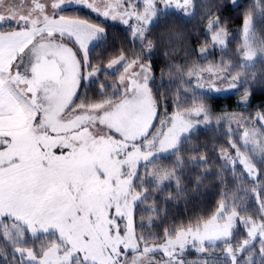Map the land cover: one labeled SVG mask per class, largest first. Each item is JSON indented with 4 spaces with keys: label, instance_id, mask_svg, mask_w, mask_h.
I'll list each match as a JSON object with an SVG mask.
<instances>
[{
    "label": "snow or ice",
    "instance_id": "6c2138e0",
    "mask_svg": "<svg viewBox=\"0 0 264 264\" xmlns=\"http://www.w3.org/2000/svg\"><path fill=\"white\" fill-rule=\"evenodd\" d=\"M159 2L185 10L191 6V0ZM257 2L264 6V0ZM77 4L124 24L134 19L132 35L143 44L141 51L153 47L145 32L157 18V0H142V10L137 0H27V5L20 0L7 7L0 0V240L12 249L6 253L0 246V264H186L182 256L189 248L206 254L217 247L231 264H241L246 251L243 264H255L256 244L264 261V187H259L264 133L256 127L243 132L242 147L230 145L234 156H224L233 169L242 166L252 187L225 195L208 217L165 230L163 244L136 234L137 202L151 199L149 188L159 190L165 181L179 185L175 169L184 164L182 138L209 123L211 115L194 103L180 106L171 117H157L149 67L139 55L129 58L123 51L106 65L120 73L119 81L100 84V95L88 99L85 81L100 74L89 61L88 46L105 32L65 14ZM259 14L264 16V7ZM253 19L246 14L243 23L241 55L248 61L258 52L264 59V41L255 39ZM209 30L213 43L224 47L227 32L218 17ZM224 67L195 71L220 78L217 70ZM257 121L264 127V114ZM165 153L177 157L171 170L156 167ZM248 192L256 194V217L241 207ZM238 225L246 229L245 238L234 241ZM161 252L166 261L158 259ZM215 260L202 256V264Z\"/></svg>",
    "mask_w": 264,
    "mask_h": 264
},
{
    "label": "trees",
    "instance_id": "16d2710c",
    "mask_svg": "<svg viewBox=\"0 0 264 264\" xmlns=\"http://www.w3.org/2000/svg\"><path fill=\"white\" fill-rule=\"evenodd\" d=\"M193 7L194 13L191 16H185L179 12H159L157 18L148 26L145 35V38L152 42V50L143 52L141 51L143 44L133 39L132 30L126 25L103 20L81 6H73L69 9L65 14L86 19L102 27L105 32V36L89 48V61L93 67L101 68V74L98 79L89 83L85 82L87 86L84 89V95L90 100L96 99L101 93L100 84L107 87L109 84L118 82L120 73L109 72L106 65L110 59L118 57L123 51L129 58L139 55L140 61L150 64L155 76L152 89L160 111L166 106L167 112L174 114L181 110L180 106L188 108L194 103H202L206 108H210L212 113L241 112L249 118H257L258 114H264V59L261 55L251 61L247 85L242 92L249 96L247 107L238 106L240 97L235 96L233 92L215 94L223 90H219L222 88V86L220 88V81L223 80L219 72L220 78L213 75L215 78L213 84L203 85L208 88L217 83L219 87L218 89L213 87L215 92L212 94H204L201 88L196 90L189 84L190 77L199 81L197 77L202 75L201 72L194 71L195 68L207 63H213L215 66L231 63L244 65L245 60L241 53L244 50L242 45L245 15L249 13L253 15L255 39L264 41V16L259 14L261 7L264 6L258 4L257 0H240L236 5L233 0H194ZM217 17L229 34V43L225 49H212L206 57L202 58L200 49L209 47L211 44L206 27L212 19ZM189 72L193 74L189 75ZM160 79L162 82L158 84ZM227 83L225 85L231 82ZM192 97H196L195 101ZM232 143L237 144L235 136L222 125L198 129L184 136L179 158L195 157L201 160L203 157L201 163L204 167L198 165L193 168L194 170L184 171L180 175L179 185L167 183L159 190L149 188L151 199L145 203L138 202L135 207L136 218L143 221V223L138 221L136 223L137 234H143L154 243L163 242L165 230L171 232L174 226L186 224L196 217L210 216L216 211L225 193L237 189L239 184L252 186L243 173L242 166L237 164L233 169L224 158L225 155L230 156L235 153L230 147ZM174 158L177 157L168 154L163 162L167 161L169 164ZM148 205L151 209H147ZM247 205L244 208L249 209L250 214L256 217L255 197L249 195ZM245 233L246 229L243 225H238L233 240H243ZM4 244L5 242L0 240V246ZM237 246L233 244V247ZM215 252L219 257V264L230 262L224 250L219 247L206 254L190 249L183 254L182 258L195 260L204 255L213 257Z\"/></svg>",
    "mask_w": 264,
    "mask_h": 264
},
{
    "label": "rangeland",
    "instance_id": "374dc122",
    "mask_svg": "<svg viewBox=\"0 0 264 264\" xmlns=\"http://www.w3.org/2000/svg\"><path fill=\"white\" fill-rule=\"evenodd\" d=\"M239 1L240 0H235L234 1V4L236 5ZM19 2H20V0H4V6L7 7V6H10V5H13L14 3H17L18 4ZM46 2H49L50 3L51 0H46ZM88 2L89 3H93L94 2L95 4H102L103 3V0H88ZM193 2H194V0H191V6L187 10H185L183 8H177V7H175V4H173L170 7H165L164 4L160 3L159 0H157V8L159 9L158 13L159 12H164V11H169V12H179V13L185 15V16H191L194 13ZM137 3L141 7V10H142V0H137ZM25 5H27V0H25ZM74 6H81V7L87 8L88 10L92 11L89 7H87L86 4H77V5H74ZM0 10H2V9H0ZM92 12L95 15H97L98 17L102 18L103 20L112 21L114 23H119V24L126 25L129 29H132V28H134L136 26L134 19L133 20H130L128 24H124L119 18L113 20L111 18H105V17H103L98 12H94V11H92ZM215 19L216 18H214L212 20H215ZM206 30H207V33L210 35V39H211L212 32L209 30V24L207 25ZM226 32H227V30H226ZM145 35H146V32H145ZM229 39H230L229 38V34L227 32L226 44H225L224 47H221L219 45L214 44L213 41H212V39H211V44H210L209 47H202L200 49L201 57L202 58L203 57H206L208 55V53L212 49H217V50H223V49H225L227 47L228 43H229ZM100 40L101 39L96 40V41H93L91 44H89L88 47L90 48L94 44L98 43ZM260 55L261 54L258 52L257 53V56L255 58L259 57ZM243 59L245 61H244V65H242V66L235 65V64H232L231 63V64L224 65L225 67H224V70L223 71H219V69L217 70L221 74L220 76H223V80L220 81L221 82L220 88H221V86H222V88L219 89V90H222L223 89L222 90L223 93L222 92H218V91L216 93L215 91H213V87H215V89H218L219 86L217 85V83H216L215 86H210L208 88L205 87V86H203V85H211L215 81V78H214L215 75L214 76L213 75H210L206 70L205 71H200L202 75L199 76V81L196 78H194V77L193 78L190 77L189 78V81H190L189 84L193 88H195L196 90L198 88H201V90H203V93L204 94H212V92L213 93L215 92V94H224V92H225V94H226V91H228L229 93H232L233 92L235 94V96H237L238 98L240 97L238 99V106L247 107L248 106V102H249V96L246 95L245 92L242 94V92L245 91V88H246V85H247V81H248V74L251 71V69H250L251 61H253L254 59L248 61V60L245 59L244 56H243ZM140 63L146 64L149 67V74H150L149 86L151 88V92H152V95L154 97L152 85L155 82V76L153 74V71L151 69V66H150V64H148L146 62H143V61H140ZM210 65H213V63H207L204 66L198 67V68H200V69H207L208 66H210ZM116 67H119V65H117ZM198 68L196 67L195 69H198ZM99 69H100V74H101V68H99ZM106 69L109 72L116 71L115 68L108 69L106 67ZM136 70L137 71L139 70L138 65L136 67ZM100 74L97 77L93 78V80L98 79L99 76H100ZM233 76H236L237 78L235 80H232V77ZM222 81L231 82L232 84L229 83V85H225L227 82L225 83V82H222ZM85 82L86 83H89V81H85ZM161 82H162V79H160L158 81V84L161 83ZM199 82L201 83V85H200ZM225 86H227V87H225ZM224 87H225V89H224ZM207 110L209 111V113L211 115L210 122L207 123V124H204V123L198 124L196 126V128H194L190 133L185 134V136L190 135L191 133L195 132L198 129L206 128V127L213 126V125H222L228 131H231L233 133V135L235 136L236 143H237L236 145L238 147H242V144H243L242 135H243V132L246 129L250 131L253 127H256V129H257L258 132L264 133V127H261L260 126V124L257 121V118H249L247 115H245V114H243L241 112L212 113L210 108H207ZM165 115H167L168 117H171L173 114H170L169 112H167L166 106H165V109H163L162 111H160L159 108H158V105H157V117L162 118ZM229 116L239 117L240 118V121L233 120V121L229 122V121H227L225 119L226 117H229ZM217 118H219V119H217ZM153 123H154V126L155 127H158L159 126L158 121H154ZM250 147H251V145H250ZM234 152H235V150H234ZM168 154H170V153H165L163 155L165 157ZM230 156H234V153L233 154H230ZM180 159H183L184 160V164L181 167H176V169H175L176 170V174L179 177V179H180V175L184 171L194 170L193 168L197 167L198 165L201 166V167H204L203 164L201 163V160L200 159L195 158V160H193L192 157L180 158ZM176 160H177V158H174L168 164L167 161L166 162H163V159H161V161L159 160L160 162L156 164V167H163V168H165L167 170H171V169H173L175 167ZM148 179H150V177ZM167 183H177V182H176L175 179L168 180V181H165L163 185H166ZM163 185H161V186H163ZM250 187H252V186H250V185H244V184L240 186V184H239V187L237 189L233 190L232 192L225 193L224 196L225 195L233 196L235 193L239 192L241 188L248 189ZM259 187H264V183H262L261 185H259ZM246 195H248V196H245L244 200L242 201L243 203L240 202L241 203V207L248 206L247 204H248L249 195H250V197H253V198L256 196V194L253 193V192H248ZM147 209H151V206L148 205L147 206ZM137 221L139 223L140 222L143 223V221L141 219L138 220L136 218L135 209H134V227L135 228H136ZM122 227H123V225H122ZM136 234H137V232H136ZM137 235H142L143 237H145L146 239H148L143 234H139L138 233ZM1 241H3V240H1ZM163 242H159V243H155V244H158L159 245V244H163ZM29 243L32 244V241L29 240ZM149 243H154V242L149 241ZM4 245H3V248L5 249L4 251L6 253H10L12 251L11 247L10 246H7V245L4 246ZM259 247H260L259 244L254 245V249L251 252V255H252V258H253L255 264L264 263V261H262L260 255H259ZM190 249L191 250H195V249H192V248H189L188 250H190ZM188 250H186L185 252H187ZM249 254L250 253H248L246 251L244 254L241 255V264H243V262L247 260ZM214 256L216 258L214 264H219L220 260H218L219 257L217 256L216 252H215ZM157 257H158V259H160L162 261H166L168 259L167 256H165L162 252L161 253H157ZM182 259L186 262V264H202V258L195 259V260L186 259V258H182ZM221 264H231V261L229 263L223 262Z\"/></svg>",
    "mask_w": 264,
    "mask_h": 264
}]
</instances>
